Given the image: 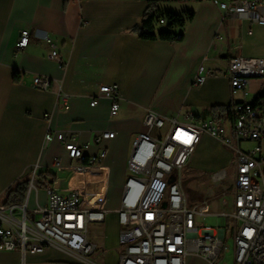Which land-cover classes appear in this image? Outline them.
Masks as SVG:
<instances>
[{
  "label": "crops",
  "instance_id": "obj_1",
  "mask_svg": "<svg viewBox=\"0 0 264 264\" xmlns=\"http://www.w3.org/2000/svg\"><path fill=\"white\" fill-rule=\"evenodd\" d=\"M148 1L0 0V203L10 189L33 177L32 209L46 203L49 189L66 194L78 183L63 145L45 146L48 128L64 134L67 142L87 145V156L106 152L100 165L109 170L108 210L113 205L109 185L124 186L132 143L147 112L181 124L228 123L236 104H253L264 95V79H252L245 95H233L228 78L232 57L264 59L263 25L210 0L161 3L164 11L193 12V18L176 30L183 34L178 42L144 41L136 29ZM22 30H29L30 43L17 52ZM46 35L55 41L64 69L47 58ZM200 71L213 75L196 85ZM34 76L49 78L50 89H34ZM105 85L117 87L115 117L110 116V99L91 106ZM59 92L67 96L68 110ZM102 132L115 135L96 143Z\"/></svg>",
  "mask_w": 264,
  "mask_h": 264
},
{
  "label": "built area",
  "instance_id": "obj_2",
  "mask_svg": "<svg viewBox=\"0 0 264 264\" xmlns=\"http://www.w3.org/2000/svg\"><path fill=\"white\" fill-rule=\"evenodd\" d=\"M213 2L227 13L247 15L264 26V0ZM160 24L164 21L160 20ZM43 40L51 49L47 58L64 69L55 41L48 35ZM29 43V30H22L16 51H23ZM211 75L200 71L194 83L202 84ZM228 78L231 93L245 95L252 79H264V59L232 57ZM32 86L48 91L51 80L34 76ZM58 96L68 110L67 96L61 92ZM100 98L111 100L110 116L115 117L120 107L116 85L100 87L91 106H96ZM44 119H49V114ZM114 135L102 132L96 143L113 139ZM203 135L231 149L235 189L230 201L224 194L220 202L204 201L189 209L181 190L180 173ZM54 141L63 145L71 160L69 170L78 183L69 186L66 194L49 189L46 203L29 209L31 195L37 192L33 177L22 204L0 203V252L17 253L20 264H27V256L52 248L72 258V262L61 264H95L91 257L96 245L89 237V227L104 223L107 216L109 170L100 165L106 152L87 156V145L67 142L64 134L48 128L44 144ZM226 176L225 172L213 176L214 187L207 190L208 196L214 195V189ZM207 215L231 217L238 222L231 232L233 264H264V106L238 103L228 123L209 119L200 124H181L168 122L153 112L146 113L141 131L132 143L117 210L121 226L117 241L123 248L119 264H188V260L227 264L224 258L231 251L225 242L226 230L202 224L199 220Z\"/></svg>",
  "mask_w": 264,
  "mask_h": 264
},
{
  "label": "rangeland",
  "instance_id": "obj_3",
  "mask_svg": "<svg viewBox=\"0 0 264 264\" xmlns=\"http://www.w3.org/2000/svg\"><path fill=\"white\" fill-rule=\"evenodd\" d=\"M162 27L163 25H158V29ZM232 157L233 153L231 149L214 139L202 137L188 164L183 167L180 173V185L187 208L193 209L204 201L208 203H211L213 200L220 202L224 194L228 201L232 199L235 189L234 169L231 165ZM218 172H225L227 176L214 189V195L208 196L207 190L214 187L212 178ZM122 191L123 185L116 184L113 186L110 183L108 196L113 205L110 209L106 210L107 216L104 223L92 224L89 227V237L96 245V252L91 257V261L95 264H119L123 248L117 241L121 226L118 224L116 208L118 207V199ZM32 198H30V203L28 202L29 209H32L31 205L34 201ZM42 198L43 196L38 195V200L41 201ZM199 221L215 230L225 228V242L230 246L231 253L227 254L224 261L227 264H233L234 240L231 232L237 228L238 222L231 217L217 215H207L205 219H200ZM48 262L61 264L60 262H72V258L52 248L42 254L27 256V264H48ZM0 264H20L19 256L15 253L0 252ZM188 264L202 263L197 260H188Z\"/></svg>",
  "mask_w": 264,
  "mask_h": 264
},
{
  "label": "trees",
  "instance_id": "obj_4",
  "mask_svg": "<svg viewBox=\"0 0 264 264\" xmlns=\"http://www.w3.org/2000/svg\"><path fill=\"white\" fill-rule=\"evenodd\" d=\"M182 1H196L201 2L203 0H149L147 7L142 16L140 25L136 31L138 37L144 41H166L170 43L178 42L182 39V32H176V30H182L185 25L193 18V12L173 13L162 10L161 3L169 2H182ZM214 1V0H210ZM229 1V0H221ZM160 20L164 21V24H160ZM158 25H163L161 29H158ZM178 37H180L178 39ZM254 105L264 106V95H260ZM28 182L17 184L14 189H10L6 195V205L10 204H22L24 202Z\"/></svg>",
  "mask_w": 264,
  "mask_h": 264
},
{
  "label": "bare ground",
  "instance_id": "obj_5",
  "mask_svg": "<svg viewBox=\"0 0 264 264\" xmlns=\"http://www.w3.org/2000/svg\"><path fill=\"white\" fill-rule=\"evenodd\" d=\"M228 2H237V1H235V0H229Z\"/></svg>",
  "mask_w": 264,
  "mask_h": 264
}]
</instances>
